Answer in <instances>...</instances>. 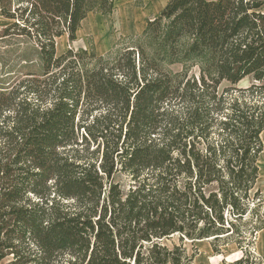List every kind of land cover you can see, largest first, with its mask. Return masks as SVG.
Returning a JSON list of instances; mask_svg holds the SVG:
<instances>
[{
    "label": "trees",
    "instance_id": "obj_1",
    "mask_svg": "<svg viewBox=\"0 0 264 264\" xmlns=\"http://www.w3.org/2000/svg\"><path fill=\"white\" fill-rule=\"evenodd\" d=\"M114 2L0 0L42 65L0 98V264H190L184 239L260 264L264 0H167L124 46L56 53Z\"/></svg>",
    "mask_w": 264,
    "mask_h": 264
},
{
    "label": "rangeland",
    "instance_id": "obj_2",
    "mask_svg": "<svg viewBox=\"0 0 264 264\" xmlns=\"http://www.w3.org/2000/svg\"><path fill=\"white\" fill-rule=\"evenodd\" d=\"M164 0H115L114 8L109 13L90 12L81 22L76 32V38L70 41L66 35L56 39V53H62L67 48L75 50L90 49L92 47L96 54H104L111 48L124 46L130 41L128 36H138L145 28L146 21L159 15ZM8 23L7 20L0 19V28ZM135 38V37H133ZM173 70H180L179 64L170 66ZM42 70L41 61L36 47L17 37H0V98H19V94L26 87V80L31 77L29 73L40 74ZM194 71L196 69L194 68ZM250 84V77L241 80L236 86L247 87ZM229 86L223 81L219 90ZM1 91L5 92L1 96ZM13 93L8 95V92ZM259 178L256 188L264 194V150L258 158ZM257 210L252 211L246 218L242 219V229L248 233L254 226L259 225L264 215V203L256 206ZM260 231V230H259ZM258 231V232H259ZM251 247V252L256 256V261L262 263L264 251H257V237ZM211 240H189L184 239L182 246L188 256L194 254L190 264H232L241 257L242 252L235 243L221 246L220 252L215 253L211 247ZM168 247L180 244L178 235H172L163 240Z\"/></svg>",
    "mask_w": 264,
    "mask_h": 264
},
{
    "label": "crops",
    "instance_id": "obj_3",
    "mask_svg": "<svg viewBox=\"0 0 264 264\" xmlns=\"http://www.w3.org/2000/svg\"><path fill=\"white\" fill-rule=\"evenodd\" d=\"M167 0H164L163 6L165 5ZM0 19L5 20L1 15H0ZM257 251L258 252H263L264 251V228L261 229L258 232V237H257ZM264 264V260H262V263Z\"/></svg>",
    "mask_w": 264,
    "mask_h": 264
}]
</instances>
